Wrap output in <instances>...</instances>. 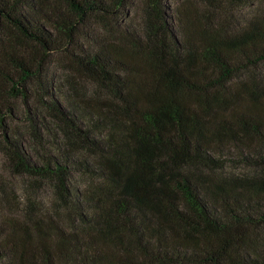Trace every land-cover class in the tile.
<instances>
[{"label":"trees","instance_id":"1","mask_svg":"<svg viewBox=\"0 0 264 264\" xmlns=\"http://www.w3.org/2000/svg\"><path fill=\"white\" fill-rule=\"evenodd\" d=\"M141 4L0 0V264H264V22Z\"/></svg>","mask_w":264,"mask_h":264},{"label":"rangeland","instance_id":"2","mask_svg":"<svg viewBox=\"0 0 264 264\" xmlns=\"http://www.w3.org/2000/svg\"><path fill=\"white\" fill-rule=\"evenodd\" d=\"M195 1L202 4L204 8H209L220 24L231 31L244 26V24H248L251 20L258 23L264 22V0H249L245 4L239 5H232L226 2L210 4L202 3L200 0ZM185 2L192 3V0H164L165 6L170 9L179 8L180 5ZM141 6V0H131L132 9L129 10L130 16L127 19L126 24L131 27L132 30L140 29V24L142 23ZM52 63L51 68L53 71L59 73V66L55 61ZM23 181H25V179L8 174L5 170L4 160L0 158V183L5 184L11 192H15V197L18 198V201L20 202L22 201L21 198L23 196ZM42 199L45 204L48 203L49 199L46 191L43 192Z\"/></svg>","mask_w":264,"mask_h":264}]
</instances>
